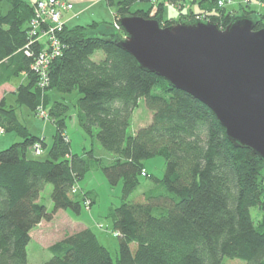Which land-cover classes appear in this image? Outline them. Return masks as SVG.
Returning a JSON list of instances; mask_svg holds the SVG:
<instances>
[{
	"label": "trees",
	"instance_id": "1",
	"mask_svg": "<svg viewBox=\"0 0 264 264\" xmlns=\"http://www.w3.org/2000/svg\"><path fill=\"white\" fill-rule=\"evenodd\" d=\"M4 1L9 9L0 13V88L26 74L27 82L14 92L17 105L35 114L45 110L56 132L44 160L30 157V147L39 143L45 148V140L30 133L6 97L0 101V126L22 138L0 151V264H29L27 248L36 226L52 221L60 211L80 214L86 201L91 208L95 202L92 191L76 194L75 185L90 163L72 151L66 132L68 102L52 97L53 92L74 90L81 95L79 125L118 157L103 170L112 185L124 182L122 203L110 212L120 251L115 263L96 233L86 228L50 247L52 258L43 264H224L227 258L264 264V162L259 156L236 147L206 105L146 72L133 56L105 41L125 38L111 25L66 26L61 34L65 50L52 63L48 88L41 90L31 71L43 49L28 32L32 5L24 0L0 4ZM152 1L106 0L116 7L117 24L124 16L159 19L164 27L197 20L164 19L165 2L178 0L132 11L134 4ZM220 1L192 0L199 10L195 16L225 28L236 16ZM256 1L264 5V0ZM242 9L246 15L241 17L256 21V30L264 28L263 15L251 6ZM96 51L103 53L99 61L92 58ZM142 100L153 113L152 121L130 134ZM155 156L165 158L162 179L145 168L144 162ZM143 173L153 188L131 201L142 186ZM47 185H52L51 212L40 202Z\"/></svg>",
	"mask_w": 264,
	"mask_h": 264
},
{
	"label": "water",
	"instance_id": "2",
	"mask_svg": "<svg viewBox=\"0 0 264 264\" xmlns=\"http://www.w3.org/2000/svg\"><path fill=\"white\" fill-rule=\"evenodd\" d=\"M124 39L108 37L146 72L206 105L236 147L264 162V28L234 17L221 28L210 21L164 27L159 19L124 16Z\"/></svg>",
	"mask_w": 264,
	"mask_h": 264
},
{
	"label": "rangeland",
	"instance_id": "3",
	"mask_svg": "<svg viewBox=\"0 0 264 264\" xmlns=\"http://www.w3.org/2000/svg\"><path fill=\"white\" fill-rule=\"evenodd\" d=\"M27 3L33 4L40 0H24ZM75 6V10L68 15L65 13V21L69 28L77 26H88L92 23H104L105 25H114L115 30H119L117 23L115 22L116 7L108 5L106 0H68ZM165 2V0H153L152 2L136 3L132 6V11L136 10H148L154 4ZM164 19H182L187 20L192 17L193 19H204L203 16H195L196 12H199L197 5L192 3V0H178L176 3L165 2ZM224 6L233 10L236 17L246 15L242 6H251L253 9L263 15L264 19V5L259 4L256 0H226ZM9 9V4L4 1L0 4V13L5 14ZM82 11L81 17H76L73 20L75 13ZM157 10V7L154 8ZM103 56L102 51H96L92 58L99 61ZM27 82V75L21 74L15 78L11 84L14 87L19 86L22 83ZM14 87L6 85L0 90V96L3 93H7L8 104L14 105L17 110L18 117L22 124H24L31 134L45 139L47 147H42L43 156L41 159H45L48 156L50 146L53 142V136L56 132V126L49 118L44 119L39 114L31 111L25 106H18L15 101L16 95L13 94ZM80 93L74 90L69 94H61L53 92L52 97H55L59 101H66L69 105L67 113V135L71 140L72 151L74 154L84 155L89 159L90 168L85 176L76 183V194L81 195L83 191H92L95 196V202L92 208L89 206L83 207L80 214H76L70 210L58 212L52 221H43L40 225L36 226L32 231V240L28 245V260L29 264H43L52 258V253L49 248L54 244L61 242L68 235H73L85 229V226L92 229L102 245H104L111 253L115 263L119 256L120 240L116 237V233L113 231V224L110 219V212L113 208L119 206L122 203L123 193V180H120L118 184L112 185L104 170L103 166L111 164L118 157L113 153L106 151L96 136L90 137L79 125L77 114V101L80 98ZM153 113L146 106L145 102L140 101L139 106L135 109L129 133H135L139 128L149 125L152 121ZM22 141V138L16 132H5L0 136V151L9 148L14 143ZM29 156L34 158V148L30 147ZM145 168L149 175H154L157 178L162 179L165 174L166 162L163 156H155L147 159L145 162ZM141 177L142 186L132 196L131 201L142 199V194L145 191L153 188L151 179L142 174ZM52 185H47L42 191L40 202L46 206L48 212L53 209V202L51 198ZM87 202V201H86ZM86 205V204H85ZM254 217H258L257 209L252 210ZM135 248V246L133 247ZM224 264H245L240 260L225 259Z\"/></svg>",
	"mask_w": 264,
	"mask_h": 264
},
{
	"label": "built area",
	"instance_id": "4",
	"mask_svg": "<svg viewBox=\"0 0 264 264\" xmlns=\"http://www.w3.org/2000/svg\"><path fill=\"white\" fill-rule=\"evenodd\" d=\"M226 0L219 2L221 7ZM33 8V18L29 23V35L32 41L42 44L43 49L35 59L31 71L37 76V84L41 90L48 88L50 84V70L53 61L63 55L65 44L61 38L67 23L64 14L74 9L68 0H40L31 4ZM201 19V18H198ZM38 114L48 119L47 112L40 108ZM5 130L0 126V136ZM34 155L40 157L43 154L42 145L37 143L33 146ZM146 175L145 173H143ZM89 208L90 202H86Z\"/></svg>",
	"mask_w": 264,
	"mask_h": 264
},
{
	"label": "crops",
	"instance_id": "5",
	"mask_svg": "<svg viewBox=\"0 0 264 264\" xmlns=\"http://www.w3.org/2000/svg\"><path fill=\"white\" fill-rule=\"evenodd\" d=\"M74 10H75V6H74V9L72 10V12H73ZM83 10H84V9H81L80 12L75 13L74 16H73V20L76 19V17H77V18H78V17H81V16H82L81 13H82ZM70 12H71V11H70ZM70 12H67V15H68ZM64 15H65V14H64ZM64 18H65V16H64ZM64 20H65V19H64ZM103 24H104V23H103ZM86 26H87V25H86ZM112 26H114V25H112ZM111 28H112V27H110V29H111ZM6 85L11 86V87H14L13 84H11V83H8V84H6ZM6 85L2 86V87L0 88V90H1L3 87H5ZM17 87H18V86L14 87L15 89H14L13 92H12L13 94H14V92L16 91ZM6 95H7V93H3V94L0 96V101H1L4 97H6ZM7 99H8V97H7ZM15 101H16V99H15ZM7 102H8V100H7ZM16 108H17V107H16ZM44 140H45V139H44ZM43 154H44V153H43ZM42 156H43V155H42ZM41 223H42V222H41ZM41 223H40V224H41ZM40 224H39V225H40ZM86 228H88V227L85 226V229H86Z\"/></svg>",
	"mask_w": 264,
	"mask_h": 264
}]
</instances>
